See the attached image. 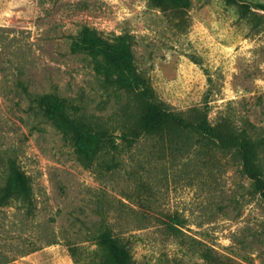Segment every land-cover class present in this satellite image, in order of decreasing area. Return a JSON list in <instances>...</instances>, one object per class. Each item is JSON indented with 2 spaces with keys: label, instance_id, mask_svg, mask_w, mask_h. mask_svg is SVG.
<instances>
[{
  "label": "rangeland",
  "instance_id": "1",
  "mask_svg": "<svg viewBox=\"0 0 264 264\" xmlns=\"http://www.w3.org/2000/svg\"><path fill=\"white\" fill-rule=\"evenodd\" d=\"M118 40L168 107L264 141V0H0V264H101L107 227L135 264H264V199L235 155L190 133L181 150L150 138L82 163L34 103L62 95L116 127L137 99L108 70Z\"/></svg>",
  "mask_w": 264,
  "mask_h": 264
},
{
  "label": "trees",
  "instance_id": "2",
  "mask_svg": "<svg viewBox=\"0 0 264 264\" xmlns=\"http://www.w3.org/2000/svg\"><path fill=\"white\" fill-rule=\"evenodd\" d=\"M85 44L89 48L98 45L91 39L85 41ZM126 44L119 40L107 44V50L113 53L107 60L111 64L108 70L121 69L117 79L122 84L120 90L129 95L137 94L135 101L138 103L130 99L120 109L123 116L122 120L117 121L116 127L101 116H92L78 108L74 111V106L62 95L43 93L32 97L44 116L66 135L79 160L93 164L101 151L105 155H114L123 148H134L150 138L156 139L163 150H181L190 146L187 143L189 134L197 133V144L203 142L202 139L208 140L209 145L213 144L222 155H235L239 158L243 173L253 181L254 192L260 193L264 199V153L260 152L264 141L257 142L249 135H237L227 121L217 124L211 122L208 112L200 107L188 111L168 107L154 95L144 75L129 74L133 60L129 53L131 49ZM116 130L120 131V137H114ZM118 138L120 143L117 142ZM208 156L215 158L213 154ZM16 165L12 171L15 187L23 197L30 199L31 178ZM97 242L99 250L105 255L101 264H135L131 244L124 237L117 236L112 228L107 227L102 231Z\"/></svg>",
  "mask_w": 264,
  "mask_h": 264
}]
</instances>
